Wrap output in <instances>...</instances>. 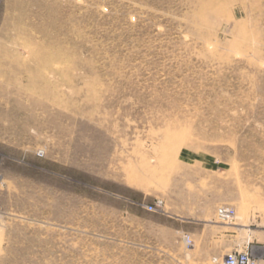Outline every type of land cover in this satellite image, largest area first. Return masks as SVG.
Here are the masks:
<instances>
[{
  "label": "rangeland",
  "instance_id": "obj_1",
  "mask_svg": "<svg viewBox=\"0 0 264 264\" xmlns=\"http://www.w3.org/2000/svg\"><path fill=\"white\" fill-rule=\"evenodd\" d=\"M227 255L264 264V0H0V264Z\"/></svg>",
  "mask_w": 264,
  "mask_h": 264
},
{
  "label": "built area",
  "instance_id": "obj_2",
  "mask_svg": "<svg viewBox=\"0 0 264 264\" xmlns=\"http://www.w3.org/2000/svg\"><path fill=\"white\" fill-rule=\"evenodd\" d=\"M152 208H149L151 210ZM219 215L221 217H225L228 215L227 210L221 209L219 211ZM223 264H252L249 258L246 255H227L224 259Z\"/></svg>",
  "mask_w": 264,
  "mask_h": 264
}]
</instances>
